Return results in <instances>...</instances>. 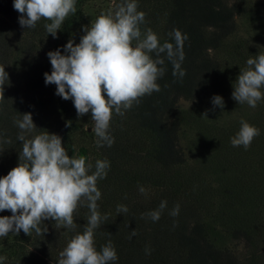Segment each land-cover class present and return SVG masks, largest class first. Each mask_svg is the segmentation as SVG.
Returning a JSON list of instances; mask_svg holds the SVG:
<instances>
[{"label": "trees", "instance_id": "1", "mask_svg": "<svg viewBox=\"0 0 264 264\" xmlns=\"http://www.w3.org/2000/svg\"><path fill=\"white\" fill-rule=\"evenodd\" d=\"M136 2L137 11L145 13L139 25L141 38L151 29L160 45L169 42L175 47L174 29L187 36L181 62L185 75L173 76L172 62L161 54L164 64L158 67L165 71L156 81L159 91L122 109L123 115L113 110L108 134L114 142L98 146V155L109 162V168L106 177L96 182L101 192L97 205L102 220L94 231V246L100 251L112 242L118 259L109 264H264V113L262 123L255 118L248 122L259 129V135L247 149L233 147L230 142L241 124L218 130L215 138L197 136L195 142L206 153L191 165L178 145L179 126L203 119L199 105L204 106V119L217 122L219 114L210 107L212 95L234 91L246 61L264 53L236 33L238 26L245 27L247 36L264 33V0ZM13 3L0 0V66L8 75L4 100H0V178L18 166L22 152L15 121L29 108L43 106L38 98L19 106L11 101L5 61L6 46L19 27V13ZM72 25L66 18L61 35L68 36ZM27 30L36 34L41 28L36 24ZM150 55L156 58L155 53ZM40 77V73L33 75V89ZM261 91L264 93V88ZM55 93L53 84L46 99ZM33 94L30 91L29 95ZM179 98L192 101L191 110H180ZM91 163L89 174L95 171L96 163ZM162 201L167 202L166 207L154 222L148 213L158 210ZM120 205L128 211L118 212ZM177 205L178 215L173 216ZM89 216L87 202L82 201L73 213L74 229L64 227V232L55 234L54 221H43L39 226L47 231L37 234L38 252L34 256L19 254L9 245L0 250V256L7 257L3 264H58L60 252L77 233H83ZM210 221L217 222L220 229ZM229 240L242 242V252L236 255L233 245L226 244Z\"/></svg>", "mask_w": 264, "mask_h": 264}, {"label": "clouds", "instance_id": "2", "mask_svg": "<svg viewBox=\"0 0 264 264\" xmlns=\"http://www.w3.org/2000/svg\"><path fill=\"white\" fill-rule=\"evenodd\" d=\"M75 4L76 0H14L13 7L21 14L18 19L21 27L34 28L43 18L51 21L44 27L56 38L65 18L76 13ZM137 7L136 0H123L114 6V10L101 12L95 22L84 27L85 34L79 44L74 46L69 40L63 48L65 54L62 55L59 48L47 53L52 71L44 74L45 84H54L55 94L62 99H72L78 116L91 112L98 146H103V143L111 146L114 142L108 134L113 110L123 115L122 109H129L139 98L159 91L156 81L165 71L158 67L164 64L161 54H166L172 62L173 76L182 78L185 75L181 62L187 36L174 29L175 47L169 42L160 45L151 29H147L141 38L139 25L144 22L145 13L138 12ZM152 53H155V59L150 55ZM246 65L237 77L232 98L255 108L257 102L264 98L261 91L264 88V53L254 58L250 56ZM5 81L8 82V75L0 66V100H4ZM212 103L223 108L220 96H214ZM19 117L15 121L20 129L17 139L22 142L19 163L0 178V212L12 213L10 217H0V237L10 232L16 235L21 230L26 235L32 230L43 234L47 228L42 229L39 225L46 220L74 229L73 213L82 201H86L90 211L88 223L83 233H77L60 252L58 264L115 262L118 257L112 242L97 251L93 239L94 231L102 220L97 205L101 192L96 182L106 177L109 162L97 160L95 171L89 174L91 165H86V158L82 155L69 157L58 135L40 131L27 139V134L38 129L31 114ZM240 124L239 131L230 142L233 147L247 149L253 138L259 135V129L244 120ZM166 203L162 201L158 210L148 213L154 222L159 220ZM117 211L127 212L128 209L120 205ZM178 212L177 205L171 215H178ZM131 234L135 235V230ZM6 259V256H0V264Z\"/></svg>", "mask_w": 264, "mask_h": 264}, {"label": "rangeland", "instance_id": "3", "mask_svg": "<svg viewBox=\"0 0 264 264\" xmlns=\"http://www.w3.org/2000/svg\"><path fill=\"white\" fill-rule=\"evenodd\" d=\"M122 0H76V13L69 14L66 18H70L73 23L72 29L68 33V36H62L63 24L56 34V38H53L51 34H48L44 25L51 23V21L42 18L37 25H40L41 30L39 33L33 34L31 31L20 26L14 35L13 39L6 46V61L7 71L10 75V97L11 101L17 103L20 102L26 104L32 99L38 98L43 106L39 109L29 108L23 114L29 113L32 116L34 125L38 130L26 135L27 139H31L35 134L40 131H46L47 133L58 135L62 141V147L68 153V156H84L86 158V165H92L91 162L96 163L97 160H101L97 145V136L94 128L95 123L91 119V112L78 116L72 99L64 100L60 96L54 95L49 101L46 99L47 92L53 87V84H45L44 74H51L52 68L48 59L47 53L55 51L58 48L63 52L64 46L69 40L73 41L74 46L80 43L81 37L85 34L82 30L84 27H88L91 23L95 22L96 18L101 12H107L108 10H114L116 4L121 3ZM252 2H260L262 0H251ZM21 14L19 13V17ZM65 18V19H66ZM19 19V18H18ZM65 21V20H64ZM240 22V20H238ZM64 23V22H63ZM244 26L239 28L236 33L248 40V44L260 51H264V33L261 31L258 34H252L247 36L243 33ZM210 54H213L210 52ZM40 73V79L37 83H34L37 87L32 88L34 82L33 75ZM42 73V74H41ZM50 86V88H48ZM30 91H34L33 95H29ZM233 91H219L212 95L220 96L223 100V108L216 107L210 100L211 108L218 112L217 122H211V118L204 119L206 116L201 112L204 106H198V113L201 116L190 125H180L178 129V145L181 148L184 156L187 158V163L190 165L193 161L199 159L206 151L200 149V146L195 141L197 136H211L216 137L218 130L226 128L229 125L234 128L236 125L240 126L241 120L247 123L251 118L259 119L262 123L264 110V101H258L255 108L250 107L247 103H238L232 98ZM54 94V92H53ZM106 98V96H105ZM18 100V101H17ZM177 104L180 110L189 111L193 107L192 101L179 98ZM196 106H194L195 108ZM22 114V115H23ZM203 121V122H202ZM211 122V123H210ZM204 123H208L207 125ZM16 125V123H15ZM230 129V128H229ZM201 130V131H200ZM201 132L200 134L198 133ZM207 150V149H206ZM209 151V150H207ZM212 178V176H211ZM10 211L0 212V217L11 216ZM55 234H61L64 232L63 226H58L56 221L52 222ZM210 225L218 226V223L210 221ZM38 235L34 231L26 235L23 230L19 234L9 233L7 236L0 237V250L13 246L19 254H27L34 256L38 252ZM226 244L230 247L233 245V250L236 255L242 252L243 243L238 241H226Z\"/></svg>", "mask_w": 264, "mask_h": 264}]
</instances>
